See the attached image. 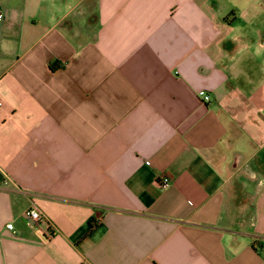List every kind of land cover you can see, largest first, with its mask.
I'll return each instance as SVG.
<instances>
[{"label":"crops","instance_id":"1","mask_svg":"<svg viewBox=\"0 0 264 264\" xmlns=\"http://www.w3.org/2000/svg\"><path fill=\"white\" fill-rule=\"evenodd\" d=\"M0 10V264H264V0Z\"/></svg>","mask_w":264,"mask_h":264},{"label":"built area","instance_id":"2","mask_svg":"<svg viewBox=\"0 0 264 264\" xmlns=\"http://www.w3.org/2000/svg\"><path fill=\"white\" fill-rule=\"evenodd\" d=\"M3 20V13L0 10V22ZM198 96L203 101H208L210 96L205 90H199ZM159 185L161 188H167L170 185V179L166 175H162L159 178ZM24 217L27 220L29 226L42 238V239H49L55 234V226L53 222L49 219V217L36 205H30L24 211ZM6 228L15 232L13 224L7 223Z\"/></svg>","mask_w":264,"mask_h":264}]
</instances>
